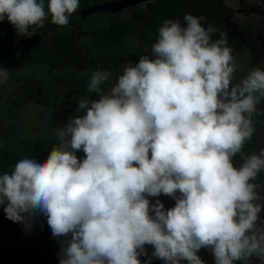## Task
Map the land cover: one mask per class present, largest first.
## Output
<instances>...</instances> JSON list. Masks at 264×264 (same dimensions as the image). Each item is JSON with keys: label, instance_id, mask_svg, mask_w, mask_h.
<instances>
[{"label": "clouds", "instance_id": "9594fccd", "mask_svg": "<svg viewBox=\"0 0 264 264\" xmlns=\"http://www.w3.org/2000/svg\"><path fill=\"white\" fill-rule=\"evenodd\" d=\"M79 3L0 0V21L31 37L49 15L67 25ZM204 19H165L151 54L128 63L111 86L108 71H93L90 95L56 130L47 158H23L0 174L6 218L30 228L45 217L59 264H205L201 248L215 264H264L262 186L252 182L264 171V149L243 151L261 114L264 69L235 81L232 49L223 34L212 40L217 29ZM9 79L0 67V85ZM161 194L175 205L150 203ZM145 245L153 252L142 262Z\"/></svg>", "mask_w": 264, "mask_h": 264}, {"label": "trees", "instance_id": "16d2710c", "mask_svg": "<svg viewBox=\"0 0 264 264\" xmlns=\"http://www.w3.org/2000/svg\"><path fill=\"white\" fill-rule=\"evenodd\" d=\"M109 1L113 0H80L67 25H56L49 15L44 27L31 37L17 36L7 18L0 21V67L7 68L10 74L9 86L0 90V174L10 173L23 158L45 160L58 144L56 130L70 116L79 114L78 101L90 95L87 83L92 72L108 71L110 80L104 87L114 84L128 63L151 54L158 28L165 19L179 20L183 25L185 14L203 16L205 27L211 24L217 29L212 34L213 41L223 34L228 47L235 45V40L227 36L230 26H226L225 18L230 19V14L236 18L238 14L230 12L225 0H146L109 15L105 25L83 34L84 18L78 19V12ZM29 66L43 67L47 74L40 78L22 76L21 71ZM28 106L34 108L36 115L23 120L20 111ZM257 107L261 114L253 117L255 132L245 143L246 154H259L264 149V102ZM35 124L41 128L36 130ZM76 155L80 159L85 156L83 151ZM234 162L237 166L242 163L239 156L234 157ZM252 182L262 186L259 218L264 222V171ZM148 199L150 203L159 199L165 209L175 205L174 199L163 194ZM3 207L0 206V264H59L60 243L52 236L46 218H34L28 228L7 219ZM145 249L147 256H140L142 262L153 252L151 245H145ZM197 254L205 264H215L210 249L201 248ZM150 264L165 262L152 258ZM250 264L260 262L253 257Z\"/></svg>", "mask_w": 264, "mask_h": 264}, {"label": "flooded vegetation", "instance_id": "af4514ba", "mask_svg": "<svg viewBox=\"0 0 264 264\" xmlns=\"http://www.w3.org/2000/svg\"><path fill=\"white\" fill-rule=\"evenodd\" d=\"M225 3L230 4L231 13L238 14L237 19L231 14L230 19L225 18L226 26H230L227 36L235 40L232 55L237 65L235 81H238L247 76L245 70L249 65L264 66V0H225ZM7 85H1L0 90Z\"/></svg>", "mask_w": 264, "mask_h": 264}, {"label": "rangeland", "instance_id": "374dc122", "mask_svg": "<svg viewBox=\"0 0 264 264\" xmlns=\"http://www.w3.org/2000/svg\"><path fill=\"white\" fill-rule=\"evenodd\" d=\"M109 15L111 14H107V13H95L93 14V16L91 15V17H85L83 20H82V29L84 31L83 34H86L88 31L92 30V29H97V28H100L101 26L105 25L107 23V20L108 18L110 17ZM256 67H260L261 69H264V66L262 65H249L248 66V69L245 70L246 74L249 73V71H251L253 68H256ZM245 72H242V74L244 75ZM47 74V70L43 67H25L22 71H21V75L22 76H32V77H42V75H45ZM5 98L7 99L8 98V95L5 94ZM20 115H21V118L23 120H25V118L28 116V115H36V112L34 111V108L32 107H26L25 110H21L20 111ZM33 125V124H31ZM35 129L39 130L41 128L40 125H37L35 124ZM34 128H32L33 130Z\"/></svg>", "mask_w": 264, "mask_h": 264}, {"label": "water", "instance_id": "95a60500", "mask_svg": "<svg viewBox=\"0 0 264 264\" xmlns=\"http://www.w3.org/2000/svg\"><path fill=\"white\" fill-rule=\"evenodd\" d=\"M144 1L146 0H113L102 4L91 5L78 12V19H83L95 13L113 14Z\"/></svg>", "mask_w": 264, "mask_h": 264}]
</instances>
